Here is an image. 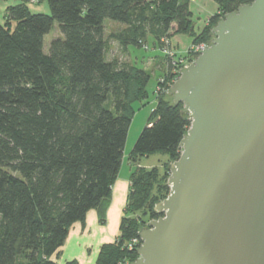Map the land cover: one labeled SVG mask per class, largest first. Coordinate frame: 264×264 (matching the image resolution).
<instances>
[{"label": "trees", "instance_id": "trees-1", "mask_svg": "<svg viewBox=\"0 0 264 264\" xmlns=\"http://www.w3.org/2000/svg\"><path fill=\"white\" fill-rule=\"evenodd\" d=\"M11 5L0 22V264H56L71 226L96 208L101 221L124 157L134 104L148 97L151 74L137 65L119 67L107 58V18L125 24L112 37L121 47L143 48L178 34L211 43L226 13L254 0H215L217 10L199 33L191 0H36ZM59 23L64 38H44ZM165 91L137 138L131 160L167 152L163 168L136 167L120 234L100 250L98 264L133 262L129 248L139 231L162 215L156 204L170 193V161L192 119L183 104L167 99L173 83L167 64ZM69 264H76L71 262Z\"/></svg>", "mask_w": 264, "mask_h": 264}, {"label": "water", "instance_id": "water-1", "mask_svg": "<svg viewBox=\"0 0 264 264\" xmlns=\"http://www.w3.org/2000/svg\"><path fill=\"white\" fill-rule=\"evenodd\" d=\"M212 32L167 91L192 124L129 264H264V0Z\"/></svg>", "mask_w": 264, "mask_h": 264}, {"label": "rangeland", "instance_id": "rangeland-1", "mask_svg": "<svg viewBox=\"0 0 264 264\" xmlns=\"http://www.w3.org/2000/svg\"><path fill=\"white\" fill-rule=\"evenodd\" d=\"M18 1L19 0H0V22L5 21L4 6L7 4L17 3ZM34 6L35 7L33 11L35 12L39 11L50 13V7L47 1H44L42 5H39V7H36L38 6L37 4H34ZM217 6L218 5L215 0H191V9L193 11L192 19L194 20V28L197 33H199L205 24L208 23L209 17L216 12ZM125 26V24L116 22L109 18L105 20V36L109 41L107 58L110 60H116L119 67H128L132 65L142 67L151 74V78L149 79L147 85L148 97L142 101H137L134 104V114L124 147L121 175H123L126 170L128 171V164L134 149L135 142L142 130L148 124L149 118L157 107V96L159 93H161V91L159 93L156 92L158 81L161 78H165L166 80L165 75L167 64H170V61L167 58L168 55L165 53V49L171 46H169V44L166 42V39L161 42L162 44H158L154 37L149 36L146 43H144L143 48L130 47L129 49H124L121 47L119 42L112 37V35L115 32L125 28ZM57 38H64V35L60 29L59 23L56 21L54 27L49 33L45 35L44 38V51L46 53H49L52 41ZM171 39L177 52V57H180L181 55L186 57V53L193 43L192 36L188 34H178V36H175ZM163 91H165V88ZM167 99H171V97L167 96ZM168 159L169 156L167 152L156 151L138 157L136 165L147 168L158 167L161 169L163 168L164 163L169 161ZM176 160L172 158L170 164ZM163 200L164 199L160 200L159 202ZM163 215L164 213H162L160 216Z\"/></svg>", "mask_w": 264, "mask_h": 264}, {"label": "crops", "instance_id": "crops-1", "mask_svg": "<svg viewBox=\"0 0 264 264\" xmlns=\"http://www.w3.org/2000/svg\"><path fill=\"white\" fill-rule=\"evenodd\" d=\"M19 2L21 0L17 3ZM17 3L7 4L4 6V11L6 12L9 6ZM34 4L39 7L43 2L31 0L28 5L32 12L45 13L33 11ZM136 162L131 160L130 156L128 171L126 170L123 175H121V166L118 177L112 187V196L106 211L105 221L100 220L98 209L92 208L87 212L84 222H75L70 228L64 245L52 256L56 264H69L74 261L76 264H98L97 259L102 246L114 242L120 234L121 220L125 216L132 189L131 175L135 168L138 167Z\"/></svg>", "mask_w": 264, "mask_h": 264}, {"label": "built area", "instance_id": "built-area-1", "mask_svg": "<svg viewBox=\"0 0 264 264\" xmlns=\"http://www.w3.org/2000/svg\"><path fill=\"white\" fill-rule=\"evenodd\" d=\"M166 42L169 44V46L171 45L170 47L165 49V53H167L168 55L167 58L172 66V73L174 75L173 82L179 78L181 69L192 63L201 54V52L205 49V47L210 44L204 42L198 44L192 43V45L190 46V48L186 53V57H184V55L177 57V52L173 46L172 39L171 38L166 39ZM165 82H166L165 78H161L158 81V86L156 89L157 93H159L160 91L162 92L164 90ZM139 242H140L139 238H134L129 243V248H135V247L139 248ZM124 264H129V262H126Z\"/></svg>", "mask_w": 264, "mask_h": 264}]
</instances>
